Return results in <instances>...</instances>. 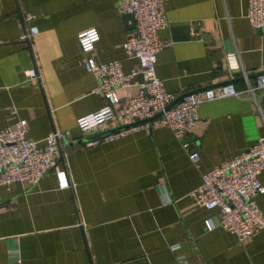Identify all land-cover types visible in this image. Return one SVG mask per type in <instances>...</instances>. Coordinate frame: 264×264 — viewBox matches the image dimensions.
<instances>
[{"label": "crops", "instance_id": "crops-1", "mask_svg": "<svg viewBox=\"0 0 264 264\" xmlns=\"http://www.w3.org/2000/svg\"><path fill=\"white\" fill-rule=\"evenodd\" d=\"M119 0H0V127L21 118L26 137L42 144L52 129L65 131L66 178L54 170L35 185H0V264H264V230L237 242L219 227L216 209L195 205L188 193L200 173L244 152L264 135V94L200 103L192 131L177 141L166 127L136 129L89 146L99 135L80 133L75 120L105 104L91 93L76 34L89 28L98 40L88 53L97 64L135 59L121 43L132 33ZM246 0H164V46L154 72L163 88L186 95L231 83L236 90L264 72V37L243 17ZM32 16L19 23V18ZM34 25L29 41L20 38ZM229 63V64H228ZM38 77L27 81L24 71ZM245 74V77L242 76ZM131 97L136 86L117 89ZM195 150L198 166L187 159ZM61 167V164H58ZM257 179L264 189V170ZM255 202L264 217V191ZM178 245L171 250L170 246Z\"/></svg>", "mask_w": 264, "mask_h": 264}, {"label": "built area", "instance_id": "built-area-1", "mask_svg": "<svg viewBox=\"0 0 264 264\" xmlns=\"http://www.w3.org/2000/svg\"><path fill=\"white\" fill-rule=\"evenodd\" d=\"M163 2L119 0L118 11L131 14L134 22L132 33L120 45L125 56L135 59V65L126 74L121 72L118 60L97 64L88 56L98 40L94 28L76 34L78 48L84 56L82 67L95 79L91 93L105 101L99 109L75 120L80 133L93 134L99 128V135L89 141V146L112 141L136 129L147 131L166 127L185 148L183 138L193 129L200 103L229 96L254 99L255 93L263 96L264 72L256 74L253 84L247 83L241 90L226 83L182 95L175 101L176 95L163 88L162 81L154 72L155 55L164 46L156 33L167 23ZM243 17L264 37V0H246ZM31 18L30 15L20 17V25L23 27V23ZM35 33V26L29 25L20 38L29 41ZM24 76L29 82L38 77L34 68L24 71ZM242 76L245 77V74L242 73ZM129 84L136 86L135 94L118 97L115 91ZM67 135L65 131L52 129L40 145L26 137L24 119L19 118L0 127V185L18 182L33 186L53 169L58 188L72 187L62 163ZM187 159L194 167L198 166L195 150L187 152ZM59 163L61 167H58ZM262 170L264 135L259 136L246 151L200 173V183L188 196L199 207L217 210L215 223L209 219L204 221L207 230L219 227L233 234L237 242L264 230V217L255 202L256 195L264 191L257 179ZM177 247L172 245L170 249ZM174 259L176 264H187L182 254H176Z\"/></svg>", "mask_w": 264, "mask_h": 264}, {"label": "water", "instance_id": "water-1", "mask_svg": "<svg viewBox=\"0 0 264 264\" xmlns=\"http://www.w3.org/2000/svg\"><path fill=\"white\" fill-rule=\"evenodd\" d=\"M122 19H123V22L126 23L127 27L130 28L132 31H133V27H134V22H133V18L131 16V14L129 13H124L122 15ZM180 97V96H179ZM179 97H176L175 101L179 98Z\"/></svg>", "mask_w": 264, "mask_h": 264}]
</instances>
